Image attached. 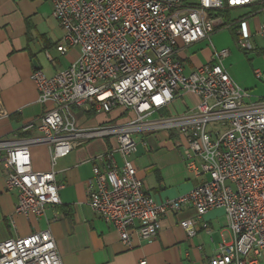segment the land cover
<instances>
[{
    "label": "built area",
    "instance_id": "built-area-1",
    "mask_svg": "<svg viewBox=\"0 0 264 264\" xmlns=\"http://www.w3.org/2000/svg\"><path fill=\"white\" fill-rule=\"evenodd\" d=\"M64 35L56 50L78 49L68 69L46 77L31 76L38 102L51 106L24 128L38 139L0 141L5 189L17 193L15 214L44 217L61 205L54 171L36 173L30 147H49L52 168L88 142L113 138L115 147L95 158L88 184V206L130 248L131 237L151 242L161 218L193 208L197 219L222 210L230 243L218 246L210 264H264V98L237 87L223 67L228 51H214L210 63L185 73L177 57L184 48L232 30L237 47L250 51L248 19L262 16L255 34L264 42V0H50ZM255 7L253 14L231 23L219 13ZM49 58V56H47ZM257 79L262 77L256 74ZM191 95L196 106L181 115L149 120L175 100ZM73 108L108 115L121 110L127 119L81 129ZM175 130L186 143V172L204 182L189 193L157 203L145 189L131 160L139 133ZM147 151V143H143ZM118 158L122 164L119 165ZM188 239L197 231L181 223ZM0 264H63L49 230L0 243ZM140 264H146L141 262Z\"/></svg>",
    "mask_w": 264,
    "mask_h": 264
},
{
    "label": "crops",
    "instance_id": "crops-1",
    "mask_svg": "<svg viewBox=\"0 0 264 264\" xmlns=\"http://www.w3.org/2000/svg\"><path fill=\"white\" fill-rule=\"evenodd\" d=\"M255 9H234L229 13L242 12L246 18ZM52 13L50 0H0V141L40 138L36 132L23 131L51 107L38 102L31 76L35 70H40L46 77H53L79 58L78 49H71L65 55L57 52L64 32ZM258 19L247 20L245 29L249 34L251 24L257 32L262 22V18ZM197 44L187 48L179 46L177 57L184 61L186 74L204 66L184 56ZM186 97L193 98L197 103L195 97L187 95L164 110L181 115L192 109L184 100ZM72 110L79 128L86 130L105 124H121L129 119V115L121 110L108 115H97L84 109ZM25 135L27 138H22ZM185 145L179 135L175 137L170 132L167 141L152 139L147 151L142 143L140 150L137 148L131 158L139 179L157 203L175 200L204 182L203 178L196 179L186 172L182 160ZM114 147L113 138L88 142L58 160L52 168L49 147L45 144L32 145L30 154L34 172L54 171L57 184L61 187V205L47 209L45 216L39 218L15 214L17 193L6 191V171L0 166V243L49 230L63 264H210L218 246L232 241L222 210L210 211L202 219H197L193 208L167 212L160 220L158 235L153 241L142 242L132 236L130 248L121 243L118 233L111 226L91 211L87 189L93 178L94 160ZM163 148L169 152L177 151L181 160L171 161L167 155L149 156V153H157ZM118 161L121 165L120 158ZM187 220L193 222L197 231L193 239H188L181 228V223Z\"/></svg>",
    "mask_w": 264,
    "mask_h": 264
},
{
    "label": "rangeland",
    "instance_id": "rangeland-1",
    "mask_svg": "<svg viewBox=\"0 0 264 264\" xmlns=\"http://www.w3.org/2000/svg\"><path fill=\"white\" fill-rule=\"evenodd\" d=\"M242 12L229 13L228 21L234 23L239 19L244 18L245 14ZM258 20L263 17L258 16ZM251 21V19H249ZM252 23V22H251ZM251 38H249L250 51H242L237 47V36L233 30H222L215 31L216 33L211 37L209 41H203L186 51L185 58L192 61L197 65H206L211 61V57L216 51L220 53L222 51H228L229 57L223 62V67L228 73L234 84L239 87L243 92L248 93L252 96L251 101H255L257 98H264V42L255 36V28L251 24ZM256 74H259L262 78L259 80L256 78ZM187 98V97H186ZM184 99L188 101L190 108L196 106L193 98ZM186 111H184L185 113ZM183 114V113H182ZM175 115H179V112L163 110L158 114L153 115L149 120H155L159 118H170ZM76 120V119H75ZM80 127L79 125H77ZM175 137H178V133L173 130L171 132ZM170 136L169 131H158V132H146L139 133L135 136V140L140 150L142 143H149L152 139H158L160 141H167ZM150 148V146H149ZM150 154V155H149ZM149 156H165L167 155L171 161L177 162L181 160L177 151L169 152L166 148L159 149L156 153H149ZM183 160V159H182ZM133 162V161H132ZM143 169L142 166H139Z\"/></svg>",
    "mask_w": 264,
    "mask_h": 264
},
{
    "label": "trees",
    "instance_id": "trees-1",
    "mask_svg": "<svg viewBox=\"0 0 264 264\" xmlns=\"http://www.w3.org/2000/svg\"><path fill=\"white\" fill-rule=\"evenodd\" d=\"M220 16H222L223 18L226 19V21L228 20V17H229V12H224V13H219ZM232 30H236L235 27L232 28ZM22 138H27L26 135L25 136H22Z\"/></svg>",
    "mask_w": 264,
    "mask_h": 264
},
{
    "label": "water",
    "instance_id": "water-1",
    "mask_svg": "<svg viewBox=\"0 0 264 264\" xmlns=\"http://www.w3.org/2000/svg\"><path fill=\"white\" fill-rule=\"evenodd\" d=\"M34 63V65H35V67H36V63L35 62H33Z\"/></svg>",
    "mask_w": 264,
    "mask_h": 264
}]
</instances>
